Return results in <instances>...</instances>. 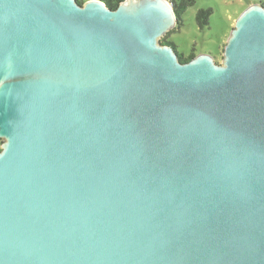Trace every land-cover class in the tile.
I'll return each instance as SVG.
<instances>
[{
	"label": "water",
	"instance_id": "obj_1",
	"mask_svg": "<svg viewBox=\"0 0 264 264\" xmlns=\"http://www.w3.org/2000/svg\"><path fill=\"white\" fill-rule=\"evenodd\" d=\"M169 0H0V264H264V4L223 62Z\"/></svg>",
	"mask_w": 264,
	"mask_h": 264
},
{
	"label": "rangeland",
	"instance_id": "obj_2",
	"mask_svg": "<svg viewBox=\"0 0 264 264\" xmlns=\"http://www.w3.org/2000/svg\"><path fill=\"white\" fill-rule=\"evenodd\" d=\"M84 2L87 0H83ZM264 0H195L183 16V26L174 27L169 40L178 45V49L189 55L193 48L196 54L208 52L218 63L223 62L224 47L239 14L253 4ZM249 4V5H250ZM201 9H212L210 25L200 28L197 13ZM3 139L0 138V146Z\"/></svg>",
	"mask_w": 264,
	"mask_h": 264
},
{
	"label": "trees",
	"instance_id": "obj_3",
	"mask_svg": "<svg viewBox=\"0 0 264 264\" xmlns=\"http://www.w3.org/2000/svg\"><path fill=\"white\" fill-rule=\"evenodd\" d=\"M103 1H105V3L110 8H116L119 5V3L121 1H123V0H103ZM169 1L172 4L173 9L175 11L176 18H177V26L176 27L179 29V28H181L183 26L184 13L187 11V9L189 7H191L192 5L195 4V0H169ZM78 2L79 3H84L83 0H78ZM249 4H247V6H249ZM211 13H212V9H201V10H199V12L197 13V22H198L200 28L203 29L206 26L208 27L210 25V15H211ZM173 29L170 30L166 35H164L161 38V42L163 44H169V45L173 46L177 50V53L179 55L180 60L182 62H187L190 59H192L194 56H196L197 54L195 53L194 48H193L192 52L188 56L185 55L184 52H181L178 49V45L174 41L168 39L169 38V36H168L169 33L175 32V30H173ZM0 149H1V146H0Z\"/></svg>",
	"mask_w": 264,
	"mask_h": 264
}]
</instances>
